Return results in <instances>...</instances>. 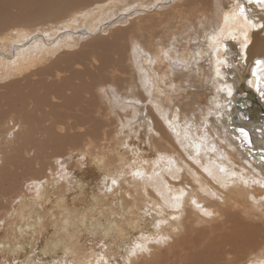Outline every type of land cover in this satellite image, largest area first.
Listing matches in <instances>:
<instances>
[{
	"label": "bare ground",
	"instance_id": "obj_1",
	"mask_svg": "<svg viewBox=\"0 0 264 264\" xmlns=\"http://www.w3.org/2000/svg\"><path fill=\"white\" fill-rule=\"evenodd\" d=\"M53 2L0 33V185L27 178L11 210L0 187V264H264V28L237 0Z\"/></svg>",
	"mask_w": 264,
	"mask_h": 264
},
{
	"label": "rangeland",
	"instance_id": "obj_2",
	"mask_svg": "<svg viewBox=\"0 0 264 264\" xmlns=\"http://www.w3.org/2000/svg\"><path fill=\"white\" fill-rule=\"evenodd\" d=\"M53 1H55V0H0V33H2V32H4V31H8L9 29H11L12 28V26H14L15 24H22V23H27L26 21H29L30 20V17H32V16H35V12H36V8H37V6L39 5V4H41V2H43L41 5H43V4H47L48 3V5L49 6H53L54 4H57V2L55 3V2H53ZM60 1V0H59ZM45 2V3H44ZM36 4V5H35ZM38 4V5H37ZM35 6V7H34ZM43 6H45V5H43ZM42 6V7H43ZM41 6H39V8H40ZM41 7V8H42ZM45 7H47V6H45ZM40 8V9H41ZM31 9H35V10H31ZM38 9V8H37ZM39 9V10H40ZM53 10V9H52ZM51 10V11H52ZM60 9H57V11H59ZM62 11V10H61ZM44 16H47V14H44ZM94 81V80H93ZM96 81V80H95ZM97 82V81H96ZM96 82H93V85H94V83H96ZM98 86V83L96 84V86L95 87H97ZM95 89V88H94ZM8 96H10V95H7V97ZM17 98V99H16ZM11 101H14L15 102V104H14V106H12L11 104H10V106H12V107H14V109L16 108V109H18L17 107H19L20 109H21V111H20V114H16V113H13L14 111H10V113H11V115H8L7 117H3L4 118V121L5 122H3V125L2 126H4V124L6 125V124H8L7 122H8V119H9V122H12V124H11V126H13L12 127V129H11V126H10V131L13 133L14 131H15V128H14V126H15V122L18 120V122H21V124L23 123V124H25V122H24V120L22 121V119H24L23 118V116L24 117H26V114L24 113V111H26V110H24V105H23V102L18 98V93H15V97L11 100ZM14 102H11V103H14ZM29 102H30V105L28 106V107H26V109H28V111L30 110V112H31V110L33 111V107H32V105L34 104V102L32 103V100H29ZM21 103V104H20ZM17 104V105H16ZM1 105V104H0ZM22 105V106H21ZM23 108H21V107ZM31 109H30V108ZM1 108V107H0ZM11 108V107H10ZM9 108V106H8V104H5L4 105V110H7V109H10ZM15 109V110H16ZM2 110V109H1ZM19 111V110H18ZM1 112V111H0ZM27 112V111H26ZM9 113V112H8ZM1 114V113H0ZM18 115L17 116V118L15 117L16 115ZM24 114V115H23ZM12 117H14L15 119H17L16 121H15V119L13 118L12 119ZM2 118V119H3ZM8 118V119H7ZM26 119V118H25ZM13 120L15 121V122H13ZM26 126L27 127H24V129H23V131H22V133H24V134H26L25 132L26 131H29L30 132V130H28L29 128H30V126H28V123L26 124ZM26 128V129H25ZM57 131H59V132H61V130H57ZM30 133H32V132H30ZM35 134V133H34ZM32 135V134H31ZM31 135H29V136H31ZM37 137H38V135H40V132H38V134H35ZM35 135H32V136H35ZM28 136V137H29ZM31 136V137H32ZM45 137L47 136V134H45L44 135ZM31 137H29V138H27V139H29V141L31 140ZM32 138H34L33 140H31V141H36L37 139H35L36 137H32ZM47 138V137H46ZM66 139V138H65ZM60 139H58L55 143L57 144V142L59 141ZM68 140V139H67ZM30 141V142H31ZM34 141V142H35ZM61 141V140H60ZM60 141H59V145L58 146H60V145H62L63 143L61 142V144H60ZM63 141H65L64 140V138H63ZM22 142V141H21ZM30 142H28V144H30ZM33 142V143H34ZM36 142H38L39 143V141H36ZM68 142V141H67ZM66 141H65V143H67ZM16 143V142H15ZM23 143V142H22ZM21 143V144H22ZM26 143H27V140H26ZM54 143V144H55ZM25 144V143H24ZM53 144V145H54ZM68 144V143H67ZM52 145V144H51ZM66 145V144H65ZM22 146V145H21ZM25 145H23V147H24ZM28 146V145H27ZM55 147L57 146V145H54ZM63 146V145H62ZM67 146V147H66ZM65 146V148H67L65 151L67 152V151H69V149H73L72 147H71V145H66ZM26 147V146H25ZM24 147V148H25ZM29 147V146H28ZM46 147H48L47 148V151L48 152H50V151H55V150H53L54 149V147L53 146H51V147H53V149L52 148H50V146L49 145H47ZM22 148V147H21ZM69 148V149H68ZM23 149V148H22ZM26 150H24L23 149V152H24V154H23V152H22V150H21V152H20V154H22V155H24V157H26L25 159H28L29 160V158L30 157H33V155H34V150L36 149H32L33 150V152H32V150H30V148L29 149H27V148H25ZM58 149V148H57ZM60 149H63L62 147H60ZM64 150V149H63ZM62 150V151H63ZM25 151H28V152H26L25 153ZM31 151V152H30ZM43 154L44 155H46V152H43ZM26 155V156H25ZM34 157H36L35 155H34ZM33 157V158H34ZM30 160H32V158H30ZM34 160V159H33ZM32 160V161H33ZM48 160V159H47ZM73 161V160H72ZM74 162V161H73ZM39 164V162H37V165ZM36 165V166H37ZM39 167H41V166H39L38 165V168H36V169H39ZM45 167H47V166H45ZM45 167H44V169H45ZM36 169H34V170H36ZM6 171H8V170H6ZM25 171H28L27 169H25ZM19 173H23V169L22 168H20L19 169ZM18 173V174H19ZM26 173V172H25ZM20 174V175H15V176H17L16 178L14 177V174L12 173V177L11 178H9V179H5V178H3L2 179V181H4L3 183H5V185L4 184H2V185H0V187H2L3 189L5 188V190H6V188H7V186H8V184H15V180H17L16 181V183H18V182H20V183H18V185L17 186H21V185H23L24 184V182H25V180L27 179L26 177H25V175L26 174ZM28 174H27V176L28 177H30V172L28 171L27 172ZM36 173L39 175V176H42V174H41V172L38 170V172L36 171ZM2 175H3V172H2ZM23 177H24V179H23ZM23 179V180H22ZM12 181H14V182H12ZM1 183V182H0ZM14 187H15V185H13ZM12 186V187H13ZM9 187H10V185H9ZM11 187V188H12ZM16 188V187H15ZM8 190V189H7ZM7 190L4 192V190L3 191H1V189H0V191H1V194H6V195H8V196H6L5 197V200H3V203H4V207H8V209L9 210H11L12 208H14L15 207V200H13V199H10L12 196H13V194H11V192H9V190H10V188H9V190H8V193H7ZM12 190H15L14 188H12ZM19 190H20V188H16V194L19 192ZM18 191V192H17ZM14 192V191H13ZM12 192V193H13ZM15 192H14V194H15ZM0 194V195H1ZM15 194V195H16ZM7 199V200H6ZM13 201V202H12ZM9 202H10V204H9ZM12 204V205H11ZM15 204V205H14ZM5 212H6V210H5ZM4 212V209H1L0 210V214L1 213H5Z\"/></svg>",
	"mask_w": 264,
	"mask_h": 264
},
{
	"label": "snow or ice",
	"instance_id": "obj_3",
	"mask_svg": "<svg viewBox=\"0 0 264 264\" xmlns=\"http://www.w3.org/2000/svg\"><path fill=\"white\" fill-rule=\"evenodd\" d=\"M252 2H254L257 5H259L261 8H264V0H249V3H252ZM232 15L234 17L242 18L243 21H244V24L246 25V27H250V28H257V27L264 28V23H259L258 24L256 22H254L253 20L249 19L245 4L240 3L239 0H237L236 5H234V11H233ZM233 38H235V37H233ZM215 39H216V37L214 36L213 40H215ZM242 48L243 49H247L248 48V37H247V32L246 31L244 32V42L242 44ZM165 55H166V53H165ZM217 63L220 64V63H223V61H219L218 60ZM255 66H256V68L260 69L261 75H264V57L256 59ZM219 74H220V69H219V67H217V75H219ZM253 74L255 75L256 72L254 71ZM223 90L226 92L227 96L231 97L233 95V89H232L231 85H227V84L223 85ZM261 95L264 96V91H261ZM217 118H219V117H217ZM238 131L240 133V136H241L242 140H247L248 143L250 144L251 143V138H250L249 132L243 127L239 128ZM197 147H199V145H197ZM112 183L115 184L116 181L113 180ZM193 203H195V201H193ZM205 214L209 215V216L212 215L211 212H207V211L205 212ZM136 248H139L141 251H147V249L144 246H142V245H137ZM132 254H135V249H133Z\"/></svg>",
	"mask_w": 264,
	"mask_h": 264
},
{
	"label": "water",
	"instance_id": "obj_4",
	"mask_svg": "<svg viewBox=\"0 0 264 264\" xmlns=\"http://www.w3.org/2000/svg\"><path fill=\"white\" fill-rule=\"evenodd\" d=\"M245 76L248 77L249 72L248 70L245 71L244 73ZM230 77V79H232L236 89H235V94L237 96V98L241 99V100H246L248 101H254L256 100V94L254 93V90H252V88L250 86H247L246 84L243 83V80L239 81L236 78H231V75H228ZM242 78V77H241ZM243 79V78H242ZM260 103H259V107H260ZM253 108H255L253 106ZM246 112H248L249 109H244ZM255 110L259 113H262L264 115V112L261 110V108L257 109L255 108ZM41 264V263H40Z\"/></svg>",
	"mask_w": 264,
	"mask_h": 264
}]
</instances>
